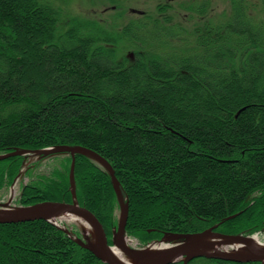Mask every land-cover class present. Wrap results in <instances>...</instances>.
Listing matches in <instances>:
<instances>
[{"label":"trees","instance_id":"1","mask_svg":"<svg viewBox=\"0 0 264 264\" xmlns=\"http://www.w3.org/2000/svg\"><path fill=\"white\" fill-rule=\"evenodd\" d=\"M69 1L0 0V153L61 145L96 152L128 202L126 233L143 244L165 233L200 232L234 214L221 231L262 230L264 0H230L228 12L200 27L143 14L117 24L122 12H116L109 29L79 21L93 30L81 24L58 30L60 6ZM206 4L193 11L202 15ZM29 31L39 56L70 68L58 78L38 71L57 87L40 101L33 89L13 83L25 73L19 50L29 46ZM117 45L134 52L130 63L117 58ZM191 100L188 109L180 105ZM21 165V157L0 161V190ZM70 165L68 156L60 170L25 186L20 203L71 202ZM74 183L78 204L110 233L117 201L109 175L76 155ZM0 264L104 263L39 220L0 223ZM188 264L235 263L197 258Z\"/></svg>","mask_w":264,"mask_h":264},{"label":"water","instance_id":"2","mask_svg":"<svg viewBox=\"0 0 264 264\" xmlns=\"http://www.w3.org/2000/svg\"><path fill=\"white\" fill-rule=\"evenodd\" d=\"M24 153L53 156L59 154H69L71 157L70 183L72 202L71 203H52L43 202L28 207H10V202L0 203V223H24L43 220L57 226L75 243L83 249L91 252L98 260L104 264H124L115 254L118 249L121 253L140 262V264H188L192 259L205 257L209 259L225 261L238 264H264V248L249 254H234L232 251L224 250V248H232L231 245L236 244L243 247L259 243L264 245L262 238L256 235L236 234L228 235L215 231L218 225L198 233H165L158 243L163 244V248L155 251H144L142 249H132L124 244L125 227L128 219V202L124 201L120 184L115 176V172L111 165L103 157L94 151L79 146H55L35 151L16 150L11 153L0 154V161L15 156H22ZM81 155L90 159L99 165L106 173H108L113 191L115 193L120 217L115 228L112 238L108 239V233L104 225L98 217L88 208L78 205L75 197V187L73 182V170L75 156ZM71 215L86 216L93 227L92 240L88 237L84 241L71 236L63 227H60L53 220L56 218H66ZM238 214L227 217L223 221L234 219ZM61 220V219H59ZM254 245V244H253Z\"/></svg>","mask_w":264,"mask_h":264},{"label":"rangeland","instance_id":"3","mask_svg":"<svg viewBox=\"0 0 264 264\" xmlns=\"http://www.w3.org/2000/svg\"><path fill=\"white\" fill-rule=\"evenodd\" d=\"M204 1L207 3L205 8L207 10L204 11L202 15H199L193 11L192 5H200L202 2L204 3ZM229 1L230 0H118L116 3H112L109 0H70L69 3L66 2V4H61L60 6L61 14L58 17L57 27L58 30H60L73 24H81L89 30H93L91 26L82 24L79 21H95L100 22L103 26L106 25L105 27L108 28L107 26L112 24L116 12H122V19L117 20V24L127 20L128 17H137L143 14L156 17L161 21L166 20L168 23L178 24L180 26L200 27L204 20L214 18L224 11L228 12ZM251 1L254 2L256 0ZM116 4L117 7L120 5L118 10L115 9L116 6L114 5ZM74 20H77L78 22H75ZM32 36L33 33L31 31L25 33V37L28 39L30 47L21 43L19 50L24 58L22 67L25 68V73L22 78H16L13 83L23 87L24 90H26L25 92H30L33 89L34 92H32L31 95L36 100L40 101L42 98H49L50 95L56 91L55 89L57 87L50 88L49 78H43V75L38 74V71H47L50 75L57 77L59 70L66 69L69 71L70 68L67 66L65 67V64L62 62L53 63L52 61L54 58L51 55L43 57L39 56L36 52V44L34 43ZM15 41L19 43V37H17V40ZM113 48L117 51L118 59H126L129 63L133 60L134 52L130 49H124L118 45ZM82 70L83 69L79 64L74 66L75 72H81ZM39 103L42 104L41 102ZM174 103L177 104L176 102ZM192 103L193 101L191 100L188 101V104L180 105L185 106L188 109ZM218 115V117L222 119L223 115ZM5 153L9 152H2L0 154ZM19 157L22 158V165L20 166L18 174L10 185L0 190V202H6L11 199V207L15 208L25 207V205L20 203L24 187L32 184L40 177H49L55 169L60 170L61 163L68 157V155L36 157L34 154L24 153V155ZM89 193L90 195L95 194L94 182L92 181H90ZM257 196H259L258 192L253 193L246 203L248 205L252 204ZM119 217L120 211L117 206L116 224L111 229V233L114 232L113 230L117 225ZM64 224L65 223L62 222V225ZM68 228L76 238L84 239L85 237H88L92 240L91 234L85 232L83 229H80L75 225H69ZM262 233H264V231ZM126 238L134 241L137 248L144 246V244L140 243L135 236L126 234Z\"/></svg>","mask_w":264,"mask_h":264},{"label":"bare ground","instance_id":"4","mask_svg":"<svg viewBox=\"0 0 264 264\" xmlns=\"http://www.w3.org/2000/svg\"><path fill=\"white\" fill-rule=\"evenodd\" d=\"M37 157V156H36ZM59 219H61L63 221V223H65L62 227L66 230H68L70 232V229L68 228L69 225H75L77 227H79L80 229H83L85 232L90 233L91 235L93 234V227L92 224L89 222L88 218L86 216L83 215H71L68 216L66 218L60 217V218H56L53 221L57 223V221H59ZM68 225V226H67ZM264 234V233H263ZM258 237H261L259 235H257ZM256 236V237H257ZM264 237V235H262ZM264 240V238H262ZM124 244L127 247H133V248H137L136 244L134 243V241H132L129 238H125L124 239ZM254 244V245H253ZM250 246H240V245H236V244H232L231 245V249L230 248H224V250H228V251H232L234 254H238V255H242V254H249L251 252L257 251V249H262L264 248L263 244H257V243H253ZM163 248V244L162 243H151L150 245L144 247L142 250L144 251H155V250H159ZM115 254L118 255L117 257L124 263V264H140V262L134 261L133 259L129 258L128 256L124 255L123 253H121L118 249L115 250Z\"/></svg>","mask_w":264,"mask_h":264}]
</instances>
